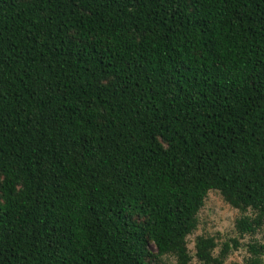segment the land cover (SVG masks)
<instances>
[{"label":"trees","instance_id":"16d2710c","mask_svg":"<svg viewBox=\"0 0 264 264\" xmlns=\"http://www.w3.org/2000/svg\"><path fill=\"white\" fill-rule=\"evenodd\" d=\"M210 190L264 224V0H0V264H190Z\"/></svg>","mask_w":264,"mask_h":264},{"label":"rangeland","instance_id":"374dc122","mask_svg":"<svg viewBox=\"0 0 264 264\" xmlns=\"http://www.w3.org/2000/svg\"><path fill=\"white\" fill-rule=\"evenodd\" d=\"M253 212L249 210L247 214L251 215ZM241 216V211L231 206L218 190H210L207 195L205 204L200 210L198 218L199 223L197 229L188 237L189 248L193 256L190 264H200L195 256V241L200 235H213L217 238L219 247L216 248L215 253L221 249L222 243L229 241L232 245L229 257L225 264H237L244 262L249 255L248 244L258 241L264 243V224L258 229L255 234H246L240 237L236 229V221ZM239 238L240 246L234 248L232 238ZM163 264H179L175 257L166 258Z\"/></svg>","mask_w":264,"mask_h":264}]
</instances>
